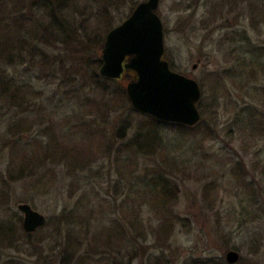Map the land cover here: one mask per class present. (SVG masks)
<instances>
[{
    "label": "trees",
    "instance_id": "1",
    "mask_svg": "<svg viewBox=\"0 0 264 264\" xmlns=\"http://www.w3.org/2000/svg\"><path fill=\"white\" fill-rule=\"evenodd\" d=\"M140 1L0 0V123L8 124L7 180L24 181L38 195L53 194L62 185L71 196L80 187L84 192L72 210H63L47 219L45 227L32 234L25 232L15 216L6 218L7 214L0 210V264H24L21 260L5 259L3 252L8 250L24 253L25 259L38 256L33 264H172L169 256L172 238L178 227L190 226L188 218L176 213L180 188L172 173L184 172L188 163L170 156L171 145L163 137L167 123L133 109L125 90L132 76L126 75L122 82L102 77V55L97 54V50L103 51L107 35L115 27V14H123L122 6L124 11H134ZM207 3H217L222 14L231 7L245 5L251 26L257 29L264 24V0H208ZM113 11H116L114 15ZM49 37H55L58 43L71 37L81 38L86 43V53L89 52L93 94L83 101L80 124L85 128L78 138L67 132L73 129L70 117L60 119L49 109L44 92L37 90L32 80L27 77L20 80L9 73L23 66L34 68L35 62L40 64L48 59L42 39ZM260 49V54L255 56L258 59H252V63L264 70V48ZM210 76L212 82H222L216 74ZM250 77L255 78V71ZM216 107L210 110L215 116ZM198 108L204 119L207 112L204 103ZM241 112L244 116L237 115L236 127L249 138L263 135L264 120L258 118L261 115L250 106ZM112 114L118 116L115 138L119 144L108 139L107 125ZM200 123L195 127L173 125L181 129L184 140H189L200 134L198 131L204 126ZM211 123L205 127L209 129ZM32 134L35 136L26 138ZM112 151L120 201L100 195L89 198L85 192H101L83 173ZM147 158L159 160L157 170H141V160ZM259 165L258 169L253 168L264 178V162ZM231 171L239 181H245L249 175L247 168L240 165ZM60 173H64L63 183L58 177ZM213 186L208 185L204 190L205 200L212 205ZM259 194L264 199V185ZM30 202L34 207L35 201ZM221 231L226 233L225 229ZM44 245L49 248L47 254H43ZM232 250L237 248L232 246ZM244 259L241 257L237 264H243ZM184 264L228 263L217 256H192Z\"/></svg>",
    "mask_w": 264,
    "mask_h": 264
},
{
    "label": "rangeland",
    "instance_id": "2",
    "mask_svg": "<svg viewBox=\"0 0 264 264\" xmlns=\"http://www.w3.org/2000/svg\"><path fill=\"white\" fill-rule=\"evenodd\" d=\"M143 1L146 0L138 5ZM207 1L160 0L157 10L164 26L165 58L172 70L198 81L202 91L199 104L204 103L207 109L204 119L201 117L200 120L204 126L196 139L184 140L181 129L173 124L167 123L163 129V137L171 145L170 156L188 163L184 172L172 174L180 188L176 213L188 218L190 226L178 227L169 256L172 264H184L192 256L225 259L234 246L245 258L243 264H264V199L259 194L264 178L256 170L259 163L264 162V134L249 138L236 127L237 115L244 116L241 109L247 106L253 107L261 115L258 118L264 120V70L252 63V59H258L255 56L260 54V48H264V24L254 29L245 5H239L237 9L231 7L222 14L217 3ZM120 10L122 15L113 11V15H117L115 27L133 12L124 11L123 6ZM42 42L48 59L40 64L35 62L34 68L23 66L11 69L9 73L20 80L25 77L32 80L37 90L44 92L49 109L60 119L70 117L73 129L67 132L78 138L79 132L85 128L80 124L83 122V116L80 117L83 101L93 94L86 43L77 37L59 43L55 37H49ZM90 51L94 54L93 47ZM97 54L103 56V51L97 50ZM252 71H255L254 79L250 77ZM211 74H216L222 82H212ZM214 107L216 116L210 111ZM135 118L137 120L139 116ZM117 121L118 116L112 114L107 132L108 139L119 144L115 138ZM209 123L211 127L208 129L205 125ZM7 128L8 124L0 123V210L7 214L6 218L15 216L23 225L24 217L18 206L22 203L32 205L31 200L35 201L33 208L48 220L63 210H72L84 193L81 187L72 196L64 185L55 189L53 194L38 195L24 181L11 183L7 180L10 161ZM36 132L39 134L37 129ZM34 136L26 135V138ZM157 162V158L142 159L141 170L155 171L160 164ZM236 165L249 171L245 181H239L236 173H232L231 169ZM83 175L101 192H85L89 198L100 195L120 201L113 151L100 157ZM58 177L62 182L64 173ZM211 184H215L213 205L204 197L206 186ZM43 251L47 254L49 248L44 245ZM3 253L5 259L21 260L24 264H33L38 257L25 259L24 253L10 250Z\"/></svg>",
    "mask_w": 264,
    "mask_h": 264
},
{
    "label": "water",
    "instance_id": "3",
    "mask_svg": "<svg viewBox=\"0 0 264 264\" xmlns=\"http://www.w3.org/2000/svg\"><path fill=\"white\" fill-rule=\"evenodd\" d=\"M160 0L141 2L132 14L111 30L105 41L102 77L126 83V93L134 110L169 124L196 126L201 120L199 83L171 69L165 59L164 26L157 14ZM23 229L35 233L47 224V217L30 204L22 203ZM238 251L227 252L228 264H237Z\"/></svg>",
    "mask_w": 264,
    "mask_h": 264
}]
</instances>
